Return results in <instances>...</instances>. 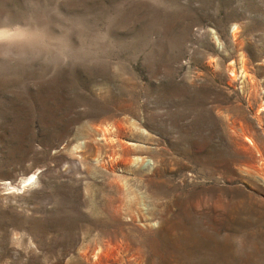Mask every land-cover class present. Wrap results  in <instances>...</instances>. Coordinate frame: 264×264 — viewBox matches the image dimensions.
<instances>
[{
	"label": "rangeland",
	"instance_id": "1",
	"mask_svg": "<svg viewBox=\"0 0 264 264\" xmlns=\"http://www.w3.org/2000/svg\"><path fill=\"white\" fill-rule=\"evenodd\" d=\"M263 108L264 0H0V264H264Z\"/></svg>",
	"mask_w": 264,
	"mask_h": 264
},
{
	"label": "bare ground",
	"instance_id": "2",
	"mask_svg": "<svg viewBox=\"0 0 264 264\" xmlns=\"http://www.w3.org/2000/svg\"><path fill=\"white\" fill-rule=\"evenodd\" d=\"M32 181H34V177H31L30 179L25 180L24 181L25 185L21 189L23 190L24 188H26L29 183H32Z\"/></svg>",
	"mask_w": 264,
	"mask_h": 264
}]
</instances>
